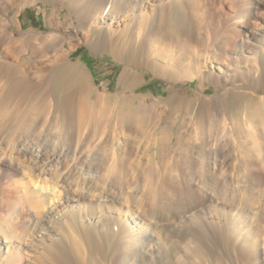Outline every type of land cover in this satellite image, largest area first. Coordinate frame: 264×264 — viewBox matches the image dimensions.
I'll return each mask as SVG.
<instances>
[{"label": "rangeland", "instance_id": "374dc122", "mask_svg": "<svg viewBox=\"0 0 264 264\" xmlns=\"http://www.w3.org/2000/svg\"><path fill=\"white\" fill-rule=\"evenodd\" d=\"M168 1H177L178 10L163 11L158 17L150 15L152 7L138 11L130 0H19L8 9L11 33L49 39L45 46L49 53L70 52L69 61L85 74L96 92L110 95L113 100V95L121 91L129 99L136 116L147 119L149 135L156 132L159 120L153 118L160 110V120L166 118L170 125L185 121V130L195 142L187 155L192 165L174 162L176 158L181 160V150L176 147L170 165L166 162L160 167L157 147H151L146 137L135 142L137 134H132V142L125 145L119 134L112 133L113 137L111 131L106 138L108 130L103 128L96 131L99 139L95 137L81 146V151L85 164L92 156L102 159L104 156L97 150L107 139V158L97 162L96 168L92 165L87 175L72 171V164L65 162L64 172L69 170V175L61 182L62 172L54 170L44 175L30 171L28 162L17 160L35 177L32 185L36 188L29 185L24 193L19 187L16 193L13 187H7L8 180L0 182V221L4 219L12 225H0L5 230H0V264H264V131H256L255 140L260 146L252 150L250 141L239 137L232 117H225L217 108L221 117L219 130L210 133L207 108L199 102L200 96L210 100L219 87L212 77L232 74L239 67L233 59L232 44L225 37L242 29L240 22H250L254 30L264 27V8L258 5L264 0H196L197 10L190 6L195 0L161 2ZM109 11L117 12L119 22H101V13L105 16ZM178 12L183 17L180 22L175 17ZM146 31L151 36L145 41L142 38ZM112 39L121 49L117 51L119 55L108 48L106 42ZM185 44L190 45L189 50ZM3 51L0 47V53ZM131 51L137 52L138 65L126 64ZM251 65L260 68L258 60ZM123 72L130 74L131 87L125 91L119 84ZM227 85L231 86L230 82ZM249 93L263 108L264 92L256 89ZM181 101L191 104H182L176 112ZM199 118L205 127L204 141L196 131ZM243 126L248 129L247 122ZM7 145L8 139L1 140V152L7 151ZM40 177L49 180L46 185L52 183L50 186L58 180V185L62 184L59 190L69 197L85 186L92 189L78 201H65L64 193L55 192L54 198L63 200L48 201V206L43 205L44 210L38 212L23 195L41 191ZM160 201L173 208L159 212ZM55 213L63 219L59 217L58 221ZM196 229L203 232L198 239L201 251L195 246L196 238L189 235ZM244 233L249 236L246 245L241 239Z\"/></svg>", "mask_w": 264, "mask_h": 264}, {"label": "bare ground", "instance_id": "6f19581e", "mask_svg": "<svg viewBox=\"0 0 264 264\" xmlns=\"http://www.w3.org/2000/svg\"><path fill=\"white\" fill-rule=\"evenodd\" d=\"M18 1L19 0H0V47H3L5 51L4 54L0 53V143L1 140L8 139L7 151L1 152L0 150V182L6 179V181H9L7 187H13V190L16 193H18L17 191L19 190V187H21V190L24 191V193H27L28 186H31L35 180V177L30 176V171L36 170L44 175H47L52 171L57 170L60 173L62 172L63 176L60 180L61 182L62 180H66V177L69 175H67L69 170H67L68 172H64L65 162H70L72 164V171L77 170L85 175L89 174L92 172V168L96 166L95 164H97V162L103 161V159L105 160V158H107L106 148L108 147L106 146L108 145V141H106V139L105 143H103V145H101L97 150V153H101L104 158L101 159L96 156H92L88 164L84 163L81 146L83 147V145H88V143L95 139V137V140H97L100 133L96 136V131L101 132L103 128H107L108 130L106 134L107 136H105L106 138L109 136L111 131L112 136V133L119 134L120 138L125 141V145L132 142V134H137V136L135 135V139L133 138L135 142H137L138 139L140 142L146 137L145 141L150 144L151 147H157L160 167H162L166 162L170 165V162L173 161L171 159V154L177 151V148L178 150H181V160L180 158H176L174 162H187L192 165V163L188 160L189 158L187 155L190 154L189 152L192 148H194L195 141L194 136L191 133L186 132L185 121L179 122L177 120V122H179L178 124L173 122L172 125H170L171 121L167 122L166 118L160 120L163 117V113L159 110V112L155 113L153 118L159 120V122H156V132L153 136H151V133L149 135L147 129V119L136 116V112L132 110L131 104H129V99L122 96L121 91H119L116 95H113V100L110 95L96 92L87 82L85 74H82L81 71L76 69L75 65L69 61L68 57L70 52L59 51L49 53L45 50V46L48 44L49 39L39 35H24L19 37L11 33L8 30L7 24L9 21L6 16L8 9L12 8L18 3ZM161 1L163 0H130V3L138 11H145L149 7H152L150 15L157 17L162 15L163 11H167V13H171L173 11L176 12L180 6L177 1H168L167 3H162ZM258 5L264 8V2L262 1L258 3ZM190 6L196 9L198 3H196L195 0V3L193 5L190 4ZM141 15L142 14H139V17ZM254 15L259 17L256 13ZM100 16L101 22H119V15L117 12L109 11L105 16L104 12H102ZM175 17L179 22L183 20V17L179 14V12ZM249 24L246 22H240L239 26H241L242 29L234 30L231 34H228L227 37H225L226 41L232 44L233 59L238 61V64H240L239 67L234 73L231 72L232 74L220 73V75L212 77L213 83L219 84V87L215 90L210 100L207 101L200 96L199 102L200 105L206 106L207 108L206 113L209 115L207 118L208 120H211L210 127L208 128L210 133H216L219 130L218 127L220 126L219 123L221 121V117L215 110L218 108L220 109L219 113H222L225 117H232L233 123L239 132V137H244L245 140H249L251 149L257 150L260 143L258 144V140H255V136H257L256 131L261 129L264 131V107L261 109L258 107V104L254 101V98L249 91L261 89L264 92V27L254 30L250 27L251 25L249 26ZM171 26L173 27V25ZM167 28L171 30L169 27ZM184 32L189 33L187 29ZM149 35L151 36L150 31L144 32L142 39L145 41L150 39ZM110 37H112V34H110ZM159 37H161L160 32ZM104 43L105 41H103V44ZM106 43L109 50L113 51L114 55L118 50H121L117 45V41L115 42L113 39L110 43ZM96 46L97 45L93 46V50ZM184 46L189 50L190 45L189 47L187 44ZM130 54L132 56L129 57L126 64H131L132 66L138 65V58L136 57L137 52L131 51ZM255 60L260 62L259 70L251 67L253 66L251 64L254 63ZM220 68L221 67L217 66L218 72H220ZM228 82H230L231 86L227 85ZM119 84L122 86V91L130 89V74L128 72H123L121 74ZM196 101H198V99H196ZM261 102L264 104V97L261 99ZM139 103L140 105L142 103L145 104L144 101H139ZM182 104L186 107L191 103L187 104L185 101H181L179 106L175 109L176 112L181 110ZM199 119L198 129H196V131L199 132L200 139L204 141V139H207L204 133L205 127L203 120L201 118ZM245 122L248 123V129H244L245 127L243 125ZM202 128L204 130H202ZM173 129L176 130L175 133L172 131ZM84 131L87 132L85 135ZM95 140L93 142H95ZM1 149H3L2 146ZM3 150L5 151L6 149ZM19 159L23 162H28V164L31 165L29 168L30 171H25L26 167L24 165L20 166L17 163V160ZM99 163L98 165H100ZM84 164L85 166H83ZM92 165L93 167H91ZM65 175L67 176L65 177ZM19 176L22 177H20L22 181L21 179L18 180ZM23 180H27V182L23 183ZM48 181L45 177L41 178L39 181L38 187L45 193H42L41 191L35 192V190L34 192L28 194L29 196L26 194L23 195L30 202L33 209H38V212H40L39 210L41 208L44 210L42 206L48 201L54 202V200H57L58 202H61L63 200L54 198L56 193L59 195L61 193L65 194L64 191L61 192V190H59L60 187L62 188V184L58 185V180L56 181V185L54 184L52 186H50L52 183L50 185H46ZM89 182H91V180ZM156 185L157 184H155V187ZM33 187L36 188V186ZM90 190L89 187L87 188V186H85L83 191H78L74 197H69L65 194L66 199L64 198V200L66 201L68 199L78 201L79 199L87 197ZM104 200L108 201V198L105 197ZM160 200H164V197H161ZM14 203L12 201V204ZM172 208L173 206L169 203L160 201L158 209L160 210L159 212L162 213ZM166 214H170V212H167ZM59 217L62 218L63 216L61 214L54 216V218L59 219L58 221H60L61 219ZM8 218H10V216ZM90 218L91 220L93 219L92 217ZM3 222H1L0 225H2ZM9 225L11 224L4 222L3 227H10ZM0 230H3V228ZM189 235L196 238V241H194L196 242L195 246L200 250L202 244L200 245L198 239L203 235L202 230H192ZM248 237L249 236L246 233L242 235L241 239L245 245L249 242ZM189 245L191 246V244ZM37 258L39 259V257Z\"/></svg>", "mask_w": 264, "mask_h": 264}]
</instances>
